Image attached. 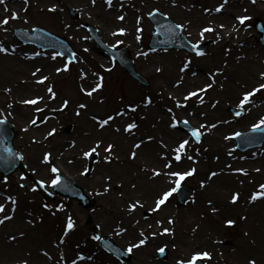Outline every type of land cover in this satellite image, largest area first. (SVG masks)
<instances>
[{
	"label": "bare ground",
	"instance_id": "6f19581e",
	"mask_svg": "<svg viewBox=\"0 0 264 264\" xmlns=\"http://www.w3.org/2000/svg\"><path fill=\"white\" fill-rule=\"evenodd\" d=\"M71 1L72 0H29V3L23 6L20 3V0H5L4 4H0V19H3L5 16L10 17L13 11L17 13V7H19V18L16 20H18L19 23L24 22L25 20L29 21V18L20 14L24 9H29L31 14L39 16L40 18L47 17V15H54L55 19L57 17L56 24L59 27L57 28L62 32L71 35L75 41H79V39H83V36L73 31V28L66 20L65 16L60 12V6L64 2ZM81 1H83L88 9H90V14L102 22L100 24V30L106 39H112L113 36L111 33L116 29L124 28L126 33L122 35L123 39L132 45L136 43V28L140 27L142 28V31L147 29L144 14L150 4L149 1L154 5L159 3L161 6L169 8L170 10L175 9L171 11L175 12L178 16H182V24L187 25L183 32L190 41L199 39L197 25L199 21L205 20V14L207 13L205 12V9L211 11L223 2V0H177L176 5L173 6L171 0H112V6L109 8L105 3V0H96L95 5L92 4L91 0ZM53 5L56 6V10L48 11ZM5 6L8 9L5 11L7 15H5L2 10ZM245 8L260 13L264 17V0H255V3H253L252 0H247L245 2ZM120 15L124 16L123 21L117 19ZM137 17H142L139 25L136 23ZM19 23L15 24L13 20L10 19L7 26L12 28L13 26L19 25ZM3 33L4 30L0 29V36ZM189 33L191 35H189ZM214 34L216 33H210V38L213 41L216 37ZM220 37V43L211 46L213 51L210 56L201 58L199 63L180 52H159L158 54L143 56L137 55L139 51H136V57L144 64L151 65L152 72L159 76L161 84L155 92L145 96L135 94L126 88L127 90L124 91L122 96L117 99V101L112 102V106L114 107L112 113L108 112L106 103L101 99L102 95L100 89L93 93L91 97H88L80 90L81 86L85 89L93 87L97 82V77L92 75V73H99L105 71L107 68L104 60L86 45L82 49H88L87 52H83L92 63L94 69L86 71L85 67L81 66L80 63L78 64V69L74 74V88L70 90L71 98L75 102V105L69 107V110L73 113L74 117L79 118L78 123H76L77 130L75 133V136L79 138V141L82 139V141L93 142L95 139L100 138L102 141H105V146L108 143L114 145V158L112 159L114 164L108 165V167L114 165V168L122 173L123 178L118 183L120 184L119 188H116V186L111 182H108L106 176H104L105 184H110V188L113 189L108 193L109 195H113H108V197L106 193V196L104 195L106 200L103 203L104 205L100 208V212L97 214V219L94 215L92 216L93 219L99 223L98 230L100 232L105 229L107 224L109 225L111 223V217L120 219L117 225L127 229L126 232L118 236L121 238H125L123 237L124 235L129 236L130 234L132 235L133 232H138L137 227L128 224L131 222V217L127 212L126 205L128 202L134 200L129 197V195L132 194L128 193L127 187H131L134 183L136 185V190H138L137 193L141 196L143 194L144 197L142 196V198H145V196H151L155 193L154 188L156 187V184H166L168 186V184L172 185L174 182L173 177L163 175L165 171H162L164 170L162 165L156 164L159 159L172 160V149L178 145L175 140L177 135L176 132L169 130L164 125L166 123V114L176 115L187 112L202 119L205 125L216 124L217 126L215 128L210 131L206 130L207 136H209L205 143L190 152L187 151L188 148H186V154H181V159L183 160L182 162L184 163L185 168L188 170L189 168L195 167L196 172L192 177L198 176L199 178L196 184L197 193L195 195L194 205L190 213L187 215V221L196 224V227L198 226L202 228H196L197 233H194V237H196L195 239L202 234L212 236L214 233L209 234L212 230L216 229L217 231H221V229L228 227L225 225V220L228 219L234 220L236 222L235 224L239 223L244 228L248 226V232L243 231V236H241L236 243V253L234 256H237V259L239 260H231L226 263L225 261L214 259L213 262L214 264H248L249 259H254L256 264H264V251L261 250L260 252H257L254 249L255 243L248 238L249 235L256 236L259 240L264 237V226L261 227L262 220L264 223V199L251 204L248 203L251 193L258 189L255 179L257 177H264V157L253 165H251L250 162L242 163L243 167L241 169H246L248 175L232 171V169H238L239 166L234 167V164L232 165V156L228 155L230 150L225 144L224 137L236 128V124L234 125L236 120L229 118L223 112L228 101L236 99L239 101L242 97V95L234 97L237 92L233 91V89L239 86L236 83L243 80L246 81V83L256 84L257 81L261 79L259 74L264 72V59L259 55L254 56V53L251 52L247 53L245 57L239 56L242 50L248 51L247 45L250 44L247 39L229 37L225 40L221 34ZM13 50L15 51V49ZM31 52L32 53L30 54L25 51H17L16 55L0 53V89L6 88L10 83H15V81L20 82V79H24V81L32 85L31 87L33 89H38L40 94H43L42 96L44 97V99L37 105H33V108H43L51 116V120L53 118H61L65 110L52 112V109L59 108L60 105L56 106L54 105V102H50L48 95L43 92V90H46V83H44L45 85L35 83V80L39 78L38 75H36V77L26 75L25 77L19 78V70L23 68L19 65V59L21 58L28 61L30 64L32 63L36 67L42 68L44 71L42 76L49 77L45 82L60 78L63 75V72L59 74L55 72V68L59 67L58 60H52L50 58L51 56L43 57L41 53L40 58L34 60L26 59L25 54L27 53L28 56H32L34 51ZM185 59H191L192 62L189 69L181 73L179 69L183 66ZM230 60L233 62L231 65L228 64ZM197 66L199 67L198 69ZM157 68H160L161 71L157 72ZM217 68L223 69V71L221 74L216 75L215 84H213L212 88L207 89L205 93L200 94L203 96L205 103L199 104L197 98L192 97L186 102L185 107H175L177 100L181 101V103H185L183 97L188 92L196 91L197 89L203 88L205 85L212 83V78L208 74ZM81 69L87 73L84 79L80 78ZM27 72L28 71H26V73ZM193 72H195L196 75H193ZM181 77H183V80L177 86V81L180 80ZM221 85H223V88H221ZM256 86H253L250 90ZM148 98L151 99V103L145 106V100ZM250 100L251 103L244 106L246 113L249 115L260 113L261 116L264 117L263 89L253 97H250ZM217 101L218 103H216ZM80 103L86 104L87 107L85 109H80L81 115L77 116L75 115V112L77 110V105ZM214 103L216 106L212 107ZM19 105L24 104L19 103ZM131 107H135V111H131ZM168 108H172L173 112L169 113L167 111ZM121 110H123L125 114L116 116V113ZM133 113H136L138 117L137 119L133 118ZM201 113L204 115H201ZM222 113L223 116L221 117ZM108 115L114 116L115 119L110 121L109 125L105 126L104 129H99L97 122L91 119L92 116L103 119ZM133 121L136 122L138 127L133 129L132 134L124 133L123 128ZM224 121H228V123H225ZM52 128L55 127L52 126L49 129ZM116 128H119L120 131H115ZM47 131L44 133L42 139L36 138L39 143H33L32 137L28 138L33 148L37 149L39 152L38 164L44 168L47 166L40 164V158L45 152L42 143L45 140L44 136ZM149 136L152 137L151 140L147 139ZM140 141H144L141 147L139 149H133V144ZM163 145H166L167 147H164ZM50 147H55V150H53L55 154L58 153V151L62 152V156H56L57 158L61 157L62 161H58L60 166L55 162L53 163L60 170H66L69 172L68 161L72 160L74 162L76 152H74L72 148L65 146L61 135L56 136L53 139L50 143ZM131 151L136 152L138 159H129ZM162 154L164 158H162ZM250 154H252V152L248 153V155ZM187 155H191L193 160H188ZM140 158H144L145 162L150 159L149 162H151L152 165L149 164V168L146 167L145 162L143 163L144 165H142ZM229 165L231 166L230 168L228 167ZM145 168L148 169V171H142V169ZM152 169L159 170L161 172V175L159 176L161 177L157 176V179L151 180L146 179L150 176ZM256 169H260V171L257 172L255 171ZM213 171H216L219 174L211 180H208L209 174ZM70 178L72 177L70 176ZM201 181L205 182L204 188L200 187ZM241 181H243V183H241ZM247 187H250L249 194L247 193ZM129 191L132 192V190ZM121 193H123V196L120 195ZM233 193H239V199L235 204L230 203ZM15 196H17V193ZM209 201L212 202L211 205H209ZM213 207L218 209V211L215 213L212 212L211 208ZM245 207L250 208L251 210H245ZM160 210L161 219L163 220L165 217V220H168L170 218L168 215L169 210H163L162 207ZM78 213H81V211H78ZM241 217H247V219H241ZM19 218L18 213L13 216L12 220L0 225V243L3 242V239L9 240V236H17V239L15 240L17 244L7 243V246L2 244L0 246V253L2 252V254H4V250H9L7 254L12 253L14 250H17L14 246H17L22 252L38 259L44 264H58L61 253L60 247L65 246L64 244L71 232L75 230V227L71 230L68 236L64 237L65 242L57 247L54 242L49 241V237L45 232H40L35 229V221L30 214V211L25 214L24 219ZM30 220L33 221L32 224L28 223ZM105 222H107V224ZM20 232L25 233V235L20 237ZM245 233H247V235H245ZM178 238L180 239L182 247L192 242V240L187 239L181 231L178 232ZM83 244L84 242L82 240L76 241L74 248H72V250H74L72 253V259H76L78 255H83ZM197 245L199 244L197 243ZM44 251L49 253L52 257L51 260L43 255ZM211 252L212 251H210V253ZM97 255V253L92 252L86 256L83 255L86 259L83 261L77 259V264H99ZM142 255L143 254H139L138 256L141 257ZM89 256L91 257L90 260L87 259ZM72 259L64 260L60 262V264H71ZM221 259L224 260V257H221ZM142 263L155 264L146 257L142 259ZM167 264L174 263L170 259Z\"/></svg>",
	"mask_w": 264,
	"mask_h": 264
},
{
	"label": "rangeland",
	"instance_id": "374dc122",
	"mask_svg": "<svg viewBox=\"0 0 264 264\" xmlns=\"http://www.w3.org/2000/svg\"><path fill=\"white\" fill-rule=\"evenodd\" d=\"M11 1H16V0H11ZM246 1L247 0H228V3L224 5L223 9L220 12L212 11L213 9L211 11H208L205 14V17H206L205 20L199 21L197 27H198V30L200 31L201 27L207 26L210 24L215 28V33L218 32L219 34H221V36L225 40H227L229 37H236L238 39L240 38L247 39L248 43L250 44V45H247L248 51L242 50L239 56L245 57L247 53L251 52V53H254V56L259 55L264 59V48L256 41L257 33L252 27V22L256 17H260L263 21V24H264V19L260 13L253 12L251 9L245 8ZM20 3L23 6L26 5L24 3V0H20ZM149 3L150 4L148 6V9L145 10L146 11L145 20L147 22L148 30H145L139 33L141 39L139 41H137L136 39V43L134 45L125 41L123 39V36H115V37L113 36L112 39H106L102 31L100 30V24L102 22H100V20L96 19L92 14H90L91 12L90 9H88L83 3V1L81 0H72L71 2H65L64 4L60 6V12L65 16L66 20L69 22V24L73 28V31L75 33L81 34L83 36V39H79V41H75V39L72 38L71 35H69L66 32L64 33L60 29H58L59 27L56 24L57 17L55 19L54 15H51V16L47 15V17L45 16L43 18H40L39 16H35L31 14L30 10L28 9L27 11L22 10L20 12L22 16L29 18L28 23H24V22L19 23L18 20H13L15 24L19 23V25L13 26L12 28L11 27L9 28L7 25H4L3 28H6L7 31H4V33L0 36L2 39L0 43H3L5 47H9L10 49L9 53L11 55H16L17 51L21 52L23 50L30 54H31V51L39 52L42 54L43 57L51 56V53L53 52L52 50L42 52L41 49H37L36 47L23 45L15 38L14 33H13L14 29L21 28V29H26L28 31H31L33 27L40 26L42 28L49 30L50 32H54L59 35L65 36L77 53L76 62L80 63L81 66L85 67L86 71H90V69L92 68V63L86 57L82 49L86 45L89 46L92 49V51L95 50V52L104 60V63L107 66L106 69L111 68V71H104L98 75V76L103 77L102 87H101V89L103 90V93H102L101 99H103L105 103H111L112 99L117 100L120 96H122L124 91L127 89L131 90L135 94L145 96L152 92H155L157 88L160 86L161 80L157 74L152 72L151 65L144 64L138 58H136L135 56L136 51L146 52L148 53V55L158 54V52L178 51L182 53L183 55L189 56L192 60H195L197 63H199V60L201 58L210 56V54L213 51L211 46L213 44H219L221 40L220 39L218 42L213 43V40L210 38L211 36L210 33H206L205 39L203 42H206V41L209 42V46L204 51L206 54L201 57H196L195 55H191L181 49H171V50L161 49L160 51H158L157 49H155V51L148 50L146 48V44L150 37V33L153 30L152 25L150 24V21L147 19V13L149 11H151L154 8H159L160 11H162V13H166L167 16L169 15L170 17H172L175 23L182 24L183 22V18L181 15L178 16L175 12L171 11L175 9L170 10L169 8L161 6L159 3H156L155 5L151 3L150 1ZM68 8H74L79 12V18L77 20L72 18V16L70 15L68 11ZM171 8H174V7H171ZM16 10L19 16V7H17ZM3 13L7 15L5 12V8L3 9ZM245 15L248 16L249 19L245 22L244 25H240L235 20V17L245 16ZM84 22H88L91 25H93L96 29H98L99 31L97 32L99 36L108 45L114 44L116 40H122L123 43L119 46L127 47L130 54L133 56V59H134L133 62H134L135 68L149 81L150 87L144 88L141 85L137 84L135 81L129 78L127 74H125L122 68L119 67V65L115 61H113L112 59H107L103 55L98 53L99 51L97 50L95 43H93V41L89 37L88 32L82 27V24ZM220 25H224V28L221 29L219 27ZM234 25H235V30H233ZM213 33L214 32H211V34ZM182 35L183 37L187 39V36H185L183 31H182ZM215 35L216 34H214V36ZM85 37H87V39H85ZM215 40H216V37H215ZM196 41L197 40L192 41V42L195 43ZM10 47L15 49V51ZM40 57L41 56L38 55L28 60H34ZM56 60L59 61L60 67L62 66V63L65 62L63 58H59V57H57ZM76 62L74 63V65L73 63L69 65V71L64 72L61 78L52 79V80H49L48 82H44L47 85H51L53 87V90L56 92V98L54 100H50V102H54L55 103L54 105L57 106V105H60L64 100L69 101V105L65 109L64 114L61 118H57V119L53 118L51 120V116L48 114L46 110H44L43 112H35L34 111L35 108H33L34 107L33 105H19V101L21 100L31 99V98L43 95V94H40L38 89H33L31 87L32 85L24 81V79H20V82L15 81V83H10L9 86H6V88H10L12 90L10 94L4 92L5 88L0 89V109L4 111V115L7 116V120L13 124L14 130H15V137L13 140V144L15 148L24 155L25 159L23 161L25 164H27V169L31 173L32 177L35 179H43L45 181H48L50 179V174H49L47 167L44 168L38 164L39 163V157H38L39 152L37 151V149L33 148V146L28 140L29 137H35L37 139L38 138L42 139L44 133L47 130H51L49 128L54 126L57 130L56 133L52 137H48L46 140H44L42 143V147L44 148L43 150L45 152H51L52 158L55 161H58L57 157H55L57 156L58 153L55 154V152H53V150H55V147H50V143L53 141V139L56 136L61 135L66 147H68L69 142L75 140L76 146L73 147L72 149L74 152H76V154H79V155L77 156V161H75L73 164H70L71 166L69 167V172L65 171V173L71 176L74 179V181L81 183L82 187L85 190L87 188L84 187V184H83L84 176L80 175L81 171L86 166V159L82 158V155H81L82 151H85L89 147L93 146L97 140H100V141L102 140L100 138H97L93 142L82 141V139L81 141H79V138L75 136V131L77 130L76 123L79 121V118L74 117L73 113H71V111L69 110V107L75 105V102L71 98L70 90H71V87L74 85V80H73L74 73L78 69ZM232 63H233L232 60L228 62V64L230 65ZM19 65L23 67L21 70H19V78L25 77L26 75H31V73L37 68L32 63L30 64L28 61L23 60L22 58L19 59ZM198 68L199 67L197 66V69ZM26 71L28 72L26 73ZM43 73L44 71L42 69V71L40 73H37V75L41 77ZM260 83H264V80L259 79L256 84L246 83V81L241 80L240 82L236 83L239 86L233 89V91L237 92L236 95H234V97H236L237 95L240 96L246 91H251L250 89L253 86L259 85ZM43 92L49 95L46 92V90H43ZM238 102H239L238 99L233 100V101L232 100L228 101L227 105L223 109V112L225 113L226 116L236 120L234 123V125L236 124L235 130H233L234 132L250 129L251 125L253 123L258 122L259 119L261 118L260 113H255L252 115L247 114L245 111V108H244L243 114L240 117H236L234 115V112L232 111L239 110L237 107ZM8 104H12V107L8 108L7 107ZM113 110H114L113 106H110L109 104L108 112H111ZM9 112L11 113V115H8ZM34 116L39 118L38 119L39 126H29L28 121ZM175 116L178 121L185 120V119L188 120L189 123L195 128H199L201 124H205L202 119H200L199 117H196L195 115H192V114L190 115L187 112H183V114L179 113V114H176ZM222 116H223V113L221 117ZM134 117H136L135 113H134ZM171 117L172 115L166 114V121H165L166 123L164 125L169 130L176 132L177 135L175 137V140L177 144L183 139L189 140V145H187L186 147L188 148L187 151L190 152L194 150L195 148L200 147L203 143L207 141V138L209 135L207 136L206 129H202L201 131L204 134L201 137V141L196 144L192 143V141L190 140V138L188 137L186 133H182L178 131L176 128L172 129L169 127ZM45 118H47V121L45 123H40V120H44ZM68 125L71 126V130L67 133L66 127ZM25 127H28L27 132L21 130V128L24 129ZM230 135L231 134H228L227 136H230ZM225 144L228 147V149L232 152V155H231L232 165L234 164V167L239 166L238 169H241L243 167L242 163L244 162H250V164L253 165L255 164V162L261 160V158L264 157V143L261 147H255L244 153H240L235 150V145L232 139L225 140ZM104 147H105V141H103V143L101 144V149L99 150L100 156L95 161V165L97 164L96 170L99 168V165L101 163L104 166L103 169L113 168V171L111 172L109 170H107L108 172L104 171L100 173L99 176L101 180L104 175L110 176L111 182L116 186V188H119L120 184H118L117 180H119L121 177H119L120 175H117L118 171L114 170L113 166L108 167V165L114 164L113 161H111L110 163L97 162L98 159L100 161H103V157L107 155V153L103 151ZM250 152H252V154L248 155V153ZM241 157H243V159ZM135 158L138 159V155H136ZM149 161L150 159H148L147 162H145L144 158H140L141 164L144 165L143 163L145 162L146 163L145 165L148 168H149L148 166L149 164L152 165L151 162ZM166 161L167 160L165 159L164 160L159 159V161L156 164H161L162 168L164 169L163 165ZM182 161L183 160L181 159L179 162L175 161L176 162L175 163L173 160L172 167L170 169H164L162 171H176L177 169L178 171L184 172L187 170V168H185L184 163ZM33 168H36L37 170L35 174H33L31 171V169ZM20 175L21 174L19 172L12 174L11 176L8 177L6 184L4 183V177L0 175V203H5L6 205L5 212L0 213V216L4 214H9L10 212V203L4 199L5 195L14 196V193L15 194L19 193L20 196L21 195L25 196L24 202L21 200V203H19L20 199L16 197L17 202H18V207H19V214H23V211H31V213L34 215V218H35V227L39 231L43 230V232H45L47 236L49 237V241H55V240L59 241L60 238L63 236V232L65 229V222H66V220L63 219L64 214L67 216L71 215L73 217L75 224H77L78 226L76 230L73 231V233L70 235L69 239L67 240L66 246H68V248L65 247V249L64 248L60 249L61 252L64 254L65 260L70 259L72 257V253L74 251L72 250V248H74L76 241L82 240L84 242V245H83L84 255H87L91 252L97 253L98 254L97 260L99 264H110L111 262H114L111 256L109 257L100 251L97 241H94L91 238L92 236H94L93 233L89 232L85 225V217L87 215H91V216L94 215L97 219L98 217L97 214L100 212V208L102 207V205H104L101 201V200H104L105 198L103 195L96 196L95 206L88 210L82 209L74 201L62 200L57 203L50 202L49 200H47L44 194V191H40V190L35 191V192L30 191L29 189L32 186L31 181L30 180L28 181L27 179L25 181H20L19 180ZM158 177H161V176H158ZM175 178L176 177H173L174 180ZM146 179L151 180V179H157V178L156 177L150 178V176H148ZM197 180H199L198 176H194V177L191 176V177H187L184 181L181 182L182 184L189 185L193 188L192 196L188 199V201L184 205L178 208L176 206V202H175V198L173 194V196L169 198V201H167L166 204L162 206L163 210L164 209L169 210L168 215L174 221L173 224H169L168 220H165V217L163 218V220L161 219V216H160L161 210L157 212H151L149 209L153 207L154 198L159 193H161L163 190L168 189V187L170 188L174 186V183L172 185L168 184V186L166 184H159V183L156 184V187L154 188L155 193H153L151 196H147V197L145 196V198H142V196L144 197L143 194L141 196L140 194L137 193L138 190H136V188L133 189L132 187H127L128 193L132 194V195H129V197L134 201L139 199L143 203L144 207L137 208L136 211L130 215L131 222H129L128 224L129 225L131 224L133 227H137L138 232L137 233L133 232L132 235L130 234V237L128 235H124L123 237L125 238L120 237L118 239V243L121 247L126 249L129 243L135 242L136 240L141 238L139 236L140 230L144 231L145 235L148 236V239L151 236L150 234L152 232H162L164 228H169L172 230V235H167V234L157 235L156 237H154L155 238L154 241H147L144 246H141V248L137 250L138 254L135 252V249H134L133 252L131 253L132 259L128 264H143L142 259H144V257L154 262L155 264H166L168 260L170 259L175 264V262L178 259L188 258L195 251H201V252L212 251L211 252L212 258L210 260H205L204 261L205 264H214L213 262L214 259L218 261H225L226 263L230 262L231 260H239L237 259V256H234V254L236 253L235 251L236 243H237V240L241 236H243V231L248 232L249 230L248 226L244 228L242 225L237 223L234 226L221 229V231H217L216 229L212 230L209 233V234L214 233V235L212 236H209L208 234H202L198 236L197 238L198 240L195 239L196 237H194V233H197L196 228L197 229H202V228L198 226L196 227V224L192 222L189 223L187 221V215L188 213H190L194 205L193 201L195 200V195L197 193V187H196ZM255 180L257 182V187L259 184L264 183V177H261V178L257 177ZM20 183H25L27 187L20 188L19 187ZM99 187H101L103 190L102 182H99ZM99 187L97 185L95 186V188L100 190ZM249 189L250 187H247L248 194L250 193ZM129 190H132V192H130ZM263 199L264 197H261L257 199V201H260ZM45 203L51 205V208L49 209L44 208L43 205ZM23 205L25 206V210H22ZM60 206H62V210L57 211V208ZM245 210H251V209L245 207ZM77 211H81L82 213H77ZM84 211L87 212V214H85ZM53 212H55V215L52 214ZM62 214H63V217H62ZM111 218H113L115 222L120 221V219H115L114 217H111ZM156 219L162 222L161 227H158L154 224ZM94 221L95 223H97L96 220ZM136 221H139V223H136ZM149 225H151V227H149ZM263 226H264V223L262 220L261 227ZM194 229L195 231H193ZM180 231L187 239L192 240L190 244H186L183 247L181 246L180 239L178 238V232ZM248 238L251 239L255 243L254 249L257 252H260L261 250L264 251V237L259 240L256 238V236L249 235ZM7 243L17 244L16 241H10V240L3 239V242L0 243V246L2 244L4 246H7L8 245ZM197 243L199 245H197ZM163 244H165L167 248L169 249L168 257L166 260H157L153 257V253L156 248H158L160 245H163ZM173 245H175V247H173ZM14 248H16L17 250H14L12 253L7 254L9 250H4L3 251L4 254H2V252L0 253V264H18L20 260H27L28 264H44L40 262L38 259L28 256L26 253L22 252L17 246H14ZM142 248L144 249V252L141 251ZM139 254H143V255L139 257L138 256ZM221 257H224V260H222Z\"/></svg>",
	"mask_w": 264,
	"mask_h": 264
},
{
	"label": "snow or ice",
	"instance_id": "6c2138e0",
	"mask_svg": "<svg viewBox=\"0 0 264 264\" xmlns=\"http://www.w3.org/2000/svg\"><path fill=\"white\" fill-rule=\"evenodd\" d=\"M92 4L95 5L96 0H91ZM253 3H255V0H252ZM5 0H0V4H4ZM25 4L29 3V0H24ZM105 3L107 4V6L110 8L112 6V0H105ZM171 3L173 6L176 5L177 0H171ZM228 3V0H223V2L221 4H219L215 9H213L212 11L215 12H220L224 5ZM7 7L5 6V11H7ZM25 11H27V9H24ZM56 10V6L53 5L51 8L48 9V11H55ZM209 9H205V12H208ZM157 15H160L162 17H166L167 14L166 13H162L160 12L159 8H154L151 11H149L147 13V16L152 18L155 17ZM18 14L16 12H12L11 16H5L3 19H0V29L7 31L6 28H3L4 25H8L9 24V20H16L18 19ZM118 20L123 21L124 20V16L120 15L117 17ZM141 19L142 17H137V25H139L141 23ZM249 19L248 16H237L235 17V20L240 24V25H244L245 22ZM24 23H28L27 20L24 21ZM67 27V25H66ZM187 27V25L185 24H181V23H174V24H169L166 26L167 28V33L168 34H173L176 36H179V31H183L185 30ZM221 29L224 28V25H220L219 26ZM160 26H158L156 28L157 33H160ZM179 30V31H177ZM233 30H235V25L233 26ZM32 32L36 33L39 32L41 33L42 36V43L45 44L46 46H49L53 49H55L57 46H60L62 44L61 41H59L56 37L52 36L51 33H47L44 32L43 29L38 28V27H33L31 29ZM96 31H99L98 29ZM136 32H137V36L136 39L137 41H139L141 39L139 33L142 32V28L137 27L136 28ZM211 32H215V28L212 25H207V26H203L201 27L198 35H199V39L193 43L192 41H187V45L190 47V51L193 52L195 54L196 57H201L204 56L206 53L202 50V48L200 47L201 43L204 41L205 39V34L206 33H211ZM126 33V30L124 28H118L115 31H113L111 33L112 36H122ZM25 35L27 36V33L25 32ZM189 35H191L189 33ZM85 39H87V37H85ZM221 39L220 34L217 32L216 33V40L213 41V43L218 42ZM123 43L122 40H116L114 44H112L110 47L111 48H117L119 45H121ZM162 43H166V42H162ZM10 51V49L8 47H5L3 43H0V53H5L8 54ZM68 51V55L65 57V52L64 51H53L51 53V59L52 60H56L57 57H65V61L62 63L61 67H56L55 68V72L57 74L61 73V72H67L69 71V65L76 62L77 61V53L75 51L72 50H67ZM83 51L87 52L88 49L85 48L83 49ZM153 51H155V49H153ZM227 52V49H226ZM40 55L39 52H34L32 56H28L27 53L25 54V58L26 59H32L35 56ZM137 55H143V56H147L148 53L146 52H139L137 53ZM191 59H185L183 62V66L179 69L181 73L185 72L187 69H189V66L191 64ZM157 72L161 71L160 68L156 69ZM42 71L41 68L37 67L32 73L31 75L33 77H36L37 73H40ZM105 71H111V68L105 69ZM223 71V69L217 68L215 69L213 72L209 73L208 75L212 78V83H209L207 85H205L203 88H199L196 91H190L188 92L184 97L183 100L185 103H181V101L177 100L175 103V107L176 108H183L186 106V102L192 98V97H196L197 101L199 104H203L205 103L204 98L202 95H200L201 93H205L207 91V89H210L213 87V84H215V77L218 74H221ZM193 75H196L195 72L192 73ZM87 73H85V71L83 69L80 70V78L84 79L86 77ZM92 75L97 76V82L95 83V85L93 87H91L90 89H85L83 86H81V92L84 93L85 95H87L88 97H91L93 95V93L97 92V90H99L102 87V81H103V77L102 76H98L97 73H92ZM260 78L262 80H264V72H261L259 74ZM49 79L48 76H41L39 77L37 80H35V83L37 84H44L45 81H47ZM183 77L180 78V80L177 81V86L182 82ZM221 88H223V85H221ZM261 89H264V83H260L258 86L254 87L251 91H246L242 94V97L239 99L238 102V109L237 111L234 112V115L236 117H240L243 112H244V106L246 104L251 103L250 97H253L256 93L260 92ZM11 89L10 88H5L4 92L5 93H11ZM46 92L49 94L48 95V99L49 100H54L56 98V92L53 90V87L51 85H47L46 86ZM44 99L43 96H38V97H34L31 99H25V100H21L19 101V103L24 104V105H37L40 101H42ZM151 103V99L148 98L145 100V106H147L148 104ZM218 103V101L216 102ZM69 105V101L68 100H64L59 108H55L52 109V112H58V111H64ZM215 103L212 105V107H215ZM8 108L12 107V104H8L7 105ZM46 107V105H45ZM87 107L86 104L84 103H80L77 105V110L75 112V115L80 116L81 112L80 109H85ZM35 112H43L44 109L41 107H36L34 109ZM131 111H135V107H131ZM167 111L169 113L173 112L172 108H168ZM124 111L121 110L119 112L116 113V116H120V115H124ZM8 115H11V113L9 112ZM191 115V113H190ZM201 115H204L203 113H201ZM38 117H33L28 121L29 126H39L37 121H38ZM92 120L97 122V126L99 129H104L105 126L109 125L110 121H113L115 119L114 116L112 115H108L106 118L100 119L96 116H92L91 117ZM7 121V116L4 115V111L2 109H0V161L6 162L7 163V167L9 169L13 168L15 166V162L16 160H20L23 161L25 159L24 155L18 151H14V149L12 147H5L2 145V140H3V132H4V128L2 126H4L6 124ZM47 121V118H45L44 120H40V123H45ZM225 123H228V121H224ZM179 123H183L185 127L189 126V121L188 120H183V121H178L176 119V116L173 114L169 123V127L172 129H175L177 127V125ZM217 125L216 124H201L199 128H195L192 127L190 128V134L191 137L194 139V142L199 143L201 141V137L204 134L201 130L202 129H206L208 131H210L211 129L215 128ZM138 127V125L136 124L135 121H133L132 123H128L124 128H123V132L124 133H128V134H132L133 129H136ZM22 131L27 132L28 131V127H25L24 129H22ZM56 128H52L51 130L47 131L46 135L44 136V139L46 140L48 137H52L55 133H56ZM115 131L119 132L120 129L116 128ZM255 133H264V117H261L259 119L258 122L253 123L249 129V132L246 133H241V132H235L230 136H225L224 139L228 140V139H232L233 136L234 137H241V136H245V137H249L247 142H251L254 139H257L256 136L250 135V134H255ZM260 138H264V137H260ZM148 140H151L152 137L149 136L147 137ZM32 142L33 143H39V141L36 140L35 137H32ZM144 141H140L138 143L133 144V149H139L142 145ZM103 143V141L97 140L93 146L89 147L87 150L82 151V158L84 159H89L93 157V154H95V156L97 158H99L100 156V152L99 150L101 149V144ZM163 143V142H161ZM189 145V140L188 139H183L182 141H180L178 143V145L172 149V160H167L163 167L164 169H170L172 167V161H176L179 162L182 158L181 154H186V146ZM76 146V141L73 140L71 142H69L68 147L69 148H73ZM164 147H167L166 145H163ZM113 149H114V145L111 143H108L104 148L103 151L105 153H107V155H105L103 157V161H100L98 159L97 162H104V163H110L112 161V159L114 158L113 155ZM198 151V150H197ZM62 155V153H61ZM228 155H232V152L229 151ZM136 157V152L135 151H131L130 155H129V159H134ZM162 158H164L163 154H162ZM243 159V157H241ZM187 159L188 160H193V157L191 155H187ZM69 164L73 163L72 160L68 161ZM40 164L41 165H45L48 168L49 174H50V179L48 181H45L43 179H37L35 180V182L32 184L31 188L29 189L32 192L37 191V188L43 189L45 192L49 191V187L52 189H57V188H61L63 190H68V185L67 182L64 180V178H62L61 174H60V169L53 163V158H52V154L51 152H44L42 157L40 158ZM25 168H27V164L24 165ZM229 168L231 167L230 165L228 166ZM32 173L35 174L36 173V168L31 169ZM92 171V169L85 167L80 175L82 176H87L90 174V172ZM142 171H148V169H142ZM233 172H238L241 173L243 175H248V172L246 169H232ZM255 171L259 172L260 169H256ZM196 172L195 167L189 168L187 171L184 172H180V171H165L163 173V175H166L168 177H176V179L174 180V186L168 188L167 190H163L161 193H159L155 198H154V202H153V207H151L149 210L151 212H157L161 209V207L163 205L166 204L167 201H169V198L173 196L174 193H176L178 191V189L181 187V182L184 181L187 177H191L194 175V173ZM219 173L216 171H213L209 174L208 176V180H211L213 177H216ZM161 175V172L157 169H152L151 170V175L150 178H154ZM27 179V177L22 173L19 177L20 181H25ZM8 180V177L5 176L4 177V183L6 184ZM107 181H111V177L108 176L106 177ZM241 183H243V181H241ZM20 188H26L27 185L25 183H20L19 184ZM131 187L133 189L136 188V185L133 183L131 185ZM200 187L204 188L205 187V182L201 181L200 183ZM110 190V184H106L103 188V192H98L97 195H103L108 193ZM49 194H51L49 192ZM121 196H123V193L120 194ZM264 197V183H261L258 185V189L256 191H253L249 197L248 203H254L257 201V199ZM4 199L10 203V212L9 214H5L0 216V225L5 224L6 221H10L13 219L15 210H16V205H17V198L13 195H5ZM239 199V193H233L231 196V200L230 203L235 204L237 203ZM194 202V201H193ZM209 205H211V201L208 202ZM5 203H0V213H4L5 212ZM44 208L49 209L51 208V205L45 203L43 205ZM127 207V212L129 215H131L133 212L136 211L137 208H143L144 205L143 203L137 199L135 201H130L127 203L126 205ZM62 210V206L57 208V211ZM212 212H216L218 211V209L216 208H211ZM53 215H55V212L52 213ZM241 219H247V217H241ZM29 224H32L33 221H28ZM136 223H139V221H136ZM162 222L157 220V224H161ZM168 223L169 224H173L174 221L169 218L168 219ZM235 221L228 219L225 220V225L228 227L234 226L235 225ZM75 226V221L73 220L71 215H68L66 218V226L63 232V236L60 238L59 240V244H63L64 241V237H66L69 233L70 230H72ZM99 227V225L97 226ZM149 227H151V225H149ZM127 229H125L124 227H117L115 229V234L117 236H120L122 233L126 232ZM195 231V229L193 230ZM172 235V230L169 228H164L162 232H152L150 235L152 237H156L157 235ZM25 235V233L20 232L19 236L23 237ZM245 235H247V233H245ZM139 236L141 238H139L138 240H136L135 242H131L128 244L127 248L124 250V252L120 253L122 255H128L131 254L133 252L134 249H138L141 246H144L148 240V236L145 235L143 230L139 231ZM94 241H102L104 238L101 235H94L91 237ZM8 239L10 241H15L17 239V236L12 235L9 236ZM59 244L57 245V247H59ZM166 245L159 247L157 249V251L161 254L165 253L166 250ZM173 247H175V245H173ZM109 251H113V249L109 248ZM116 252H120L119 249H115ZM43 255L46 256L49 260L52 259V257L49 255V253L47 251L43 252ZM212 258V255L210 252L208 251H195L193 252L190 257L188 258H181L178 259L176 261V264H197V262H203L205 260H210ZM77 259L78 260H85L86 258L83 255H78L76 259H72L71 260V264H77ZM87 259H91V257H87ZM64 261V254L61 252L60 253V261L58 262V264H60V262ZM18 264H28L27 260H20L18 262ZM248 264H256V261L254 259H249Z\"/></svg>",
	"mask_w": 264,
	"mask_h": 264
},
{
	"label": "water",
	"instance_id": "95a60500",
	"mask_svg": "<svg viewBox=\"0 0 264 264\" xmlns=\"http://www.w3.org/2000/svg\"><path fill=\"white\" fill-rule=\"evenodd\" d=\"M5 141H8V139H7V138H4V139L2 140V145L5 146V147H9V146L5 145Z\"/></svg>",
	"mask_w": 264,
	"mask_h": 264
}]
</instances>
